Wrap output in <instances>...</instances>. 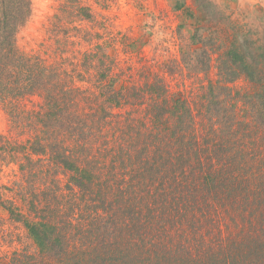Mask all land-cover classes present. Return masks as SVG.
<instances>
[{
  "label": "trees",
  "instance_id": "1",
  "mask_svg": "<svg viewBox=\"0 0 264 264\" xmlns=\"http://www.w3.org/2000/svg\"><path fill=\"white\" fill-rule=\"evenodd\" d=\"M68 1L75 15L90 17L91 0ZM168 2L174 11L193 15L187 0ZM31 15L32 0H0V106L12 130L38 136L35 142L3 137L17 144V153L31 148V156L44 159L42 171L49 176H42L43 189L31 186L35 204L28 206L45 210L48 218L28 219L6 207L25 224L42 255H22L15 264H264V72L244 40L234 37L219 55L214 82L210 40L196 28L192 39L201 47L189 52L196 59L191 70L210 80V91L198 99L171 93L159 75L138 84L124 83L125 75L117 72L115 82H107L109 64L96 86L75 80L82 47H60L52 55L42 43L29 51L18 46L17 34ZM76 22L66 43L80 32ZM106 33L120 40L121 32ZM127 40L125 45L120 40L123 51L145 49L143 39ZM241 76L258 86L248 101L255 129L246 123L249 118L238 119L231 95L219 92ZM131 90L140 108H149L143 117L124 115V141H118L122 133L114 129L120 123L114 111L130 105ZM200 128H207L208 138L202 139ZM97 144L105 152L118 150V157L107 165L106 153L94 154H101L94 150ZM63 208L89 223L87 229L68 215L63 220Z\"/></svg>",
  "mask_w": 264,
  "mask_h": 264
},
{
  "label": "rangeland",
  "instance_id": "2",
  "mask_svg": "<svg viewBox=\"0 0 264 264\" xmlns=\"http://www.w3.org/2000/svg\"><path fill=\"white\" fill-rule=\"evenodd\" d=\"M67 2L69 1L32 0V15L19 30L17 43L21 49L27 51L42 43L44 51H49L52 55L56 51L60 54L62 49L60 47L67 50H71V47H82L84 53L80 57L81 61H77V66L72 73L75 75L74 78L77 77L75 80L82 78L96 86L103 79V65L109 64L112 70L107 74V82L113 78L115 82L117 72L125 75L124 83L136 80L138 84H142L148 78L153 80L155 75H159L162 81L171 87V93L181 91L185 93V97L195 96L201 99L210 91L208 86L210 80L205 73L191 70V67L195 66L196 59L194 60L193 55H189L191 49L201 47L200 43H194L192 39L198 27L201 28L200 33L210 40L207 49L212 55L210 60L212 81L218 80L219 55L226 51L233 38L238 36L244 40L245 47L252 50L255 61L264 72V0H187V5L193 12L192 16L182 11H174L168 0H91L87 3V7L90 8L88 11L90 17L85 16L82 11L78 17ZM75 16L78 19L73 18ZM73 22H76L80 32L74 37L72 43H66V38L77 29L73 27L75 26ZM108 29L121 32L119 36L120 40L124 37V45L128 44V37L143 39L145 49L141 52L131 51L126 50L124 46L123 51L120 40L117 42L112 39L110 33L109 35L106 33ZM147 30H151L152 34ZM98 35L103 38L99 39ZM102 45H107L109 48L102 50ZM105 55H108L107 58ZM115 60L118 63L113 65L111 62ZM145 67L149 70L141 77L140 72ZM80 85L83 83L78 82L77 86ZM227 87V90L222 89L219 92L231 95L238 119L241 121L249 118L246 123L255 129L256 125L248 101L250 96L256 93L258 86L241 76L227 84ZM128 103H130L128 107L114 111L120 118L119 124L114 123L116 132L122 133L118 141H124V115L131 112L143 117L146 108H149L147 106L140 108V103L132 95V90ZM137 106L139 110H136ZM83 109L86 112L98 110V108L79 110ZM9 119L0 106V262L15 264L17 257L22 255L37 256L38 259L42 255L37 252L25 224L18 221L15 215L10 214L6 207L12 208L14 212H21L28 219L48 218L49 216L44 214L45 210H36L28 206L35 204L31 186L35 185L36 190L43 189L45 180L42 176L47 178L49 176L42 171L44 159L42 160L38 155L31 156L28 152L31 148L26 152L17 153L14 151L17 144L7 142L3 137L13 135L10 139L26 141L31 137V141L37 140L38 136H30L28 132L27 134L21 132L19 135L18 131L12 130ZM200 129L202 139L208 138L209 136H204L209 133L207 128ZM64 140L75 141L72 138ZM97 146L94 150H99L101 154L99 152L94 154L101 156L106 153L107 165L114 157H118L116 154L118 150L110 149L105 152L101 149L103 146L100 144ZM27 157L34 161L33 167ZM21 165L26 166L25 170H21ZM118 172L124 176V167H118ZM27 174L29 175L26 177ZM67 180L65 178L63 186ZM49 201L52 207L56 206L55 200L50 198ZM65 208L69 209L66 206ZM65 208L62 209L65 210L63 220L68 222L65 215L70 213ZM68 216L74 224L85 225L83 230L87 229L89 223L81 220L80 217ZM78 220L81 221L78 222ZM84 232L89 235V232ZM77 234L78 232L76 236ZM166 235L170 237L169 234ZM172 244L170 245L173 246Z\"/></svg>",
  "mask_w": 264,
  "mask_h": 264
}]
</instances>
